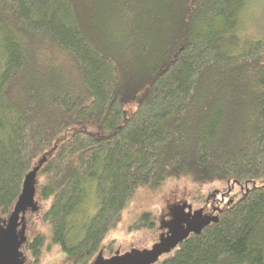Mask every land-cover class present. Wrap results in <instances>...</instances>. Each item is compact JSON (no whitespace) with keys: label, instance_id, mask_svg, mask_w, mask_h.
<instances>
[{"label":"trees","instance_id":"16d2710c","mask_svg":"<svg viewBox=\"0 0 264 264\" xmlns=\"http://www.w3.org/2000/svg\"><path fill=\"white\" fill-rule=\"evenodd\" d=\"M260 1L0 0V212L38 166L35 263L45 243L71 264L113 254L131 198L187 178L240 187L193 197L210 213L155 264H264ZM137 215L129 230L157 226Z\"/></svg>","mask_w":264,"mask_h":264},{"label":"rangeland","instance_id":"374dc122","mask_svg":"<svg viewBox=\"0 0 264 264\" xmlns=\"http://www.w3.org/2000/svg\"><path fill=\"white\" fill-rule=\"evenodd\" d=\"M258 8L264 9L262 1L251 8V10H256ZM246 11L249 12V9L247 8ZM239 187V185L232 184V186H230L229 183L225 184L224 182L218 181L209 184H200L191 182L187 178H169L164 185L156 191L148 192L142 189L131 198L128 206L125 208L123 221L117 228L109 232L105 244L112 241L114 243L115 252L119 251V253L151 248L152 245L159 240L160 234L165 233L166 229H164V227L167 225V222L173 218L174 214L177 213L179 209L183 208V206L184 211L191 212V217L195 210H201L202 214H200L196 221H202L204 216L210 213L211 208L209 204L203 205V203H201L196 205L192 200L193 197L199 194H204L209 197L214 195L217 200L216 206L219 207L221 204L235 199L238 195ZM95 202V196H93V194L88 195L85 202L81 204L80 209L76 212L77 219L92 213ZM45 207L46 205L40 200L37 202L36 210L29 209L27 211V234L33 236L39 230L42 231L44 228L42 224V210ZM143 210H152L154 212L157 217V226L154 229L129 230V224H132L138 217V215L136 217L134 216ZM6 217L8 218L9 215ZM44 229L49 232L46 228ZM104 256L107 257L110 255L105 253ZM94 257L92 259H94ZM91 261L89 264H91ZM36 264L71 263L68 261L66 254L61 250L60 246L53 243L48 249L42 250L41 260Z\"/></svg>","mask_w":264,"mask_h":264},{"label":"water","instance_id":"95a60500","mask_svg":"<svg viewBox=\"0 0 264 264\" xmlns=\"http://www.w3.org/2000/svg\"><path fill=\"white\" fill-rule=\"evenodd\" d=\"M37 169L38 166H35L26 173L21 193L9 214L7 225L0 230V264H21L18 262V247L24 240V236L16 235V227L19 224L20 214L24 213L27 207L37 208L35 187ZM183 209L184 206L167 222V235H161L159 241L151 248L124 253L116 251L111 257L98 260L95 264H149L162 253L170 252L190 232L202 225L196 221V211L191 217V212H185Z\"/></svg>","mask_w":264,"mask_h":264},{"label":"flooded vegetation","instance_id":"af4514ba","mask_svg":"<svg viewBox=\"0 0 264 264\" xmlns=\"http://www.w3.org/2000/svg\"><path fill=\"white\" fill-rule=\"evenodd\" d=\"M29 209L36 210V209H32L31 207H27L26 210L24 211V213H21L20 214L19 224L16 227V235H18V236H24V240L21 241V243H20V245L18 247V262H21V264H36L35 263V252H34L35 249H36V241H35L36 239H35V237H33L34 235L31 236V235L27 234V227H28L27 211ZM185 212H187V211H185ZM7 220H8V218L6 216L4 217L1 214V212H0V230L1 229L3 230L6 227ZM184 226H185V223H184ZM164 229H166L165 230V233L160 234V236L163 235V234H166L167 235L168 228L165 226ZM160 236H159V239H160ZM50 246H51V244L50 245L44 244L43 251H44V249H48ZM115 253H113L110 256H107L106 257V256H104L105 254L102 251H100L97 254V256H95L94 259H92L91 264H95L96 261L101 260L103 258L111 257ZM164 254L165 253H162L157 259L153 260L149 264H155V263H157V261ZM41 257H42V255H41Z\"/></svg>","mask_w":264,"mask_h":264}]
</instances>
